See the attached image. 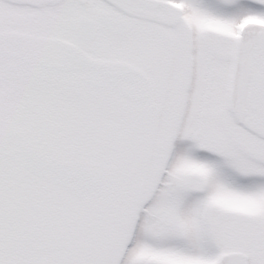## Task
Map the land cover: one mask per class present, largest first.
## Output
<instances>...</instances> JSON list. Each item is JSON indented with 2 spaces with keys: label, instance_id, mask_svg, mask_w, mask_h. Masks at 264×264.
Instances as JSON below:
<instances>
[{
  "label": "snow or ice",
  "instance_id": "snow-or-ice-1",
  "mask_svg": "<svg viewBox=\"0 0 264 264\" xmlns=\"http://www.w3.org/2000/svg\"><path fill=\"white\" fill-rule=\"evenodd\" d=\"M0 264H264V0H0Z\"/></svg>",
  "mask_w": 264,
  "mask_h": 264
}]
</instances>
